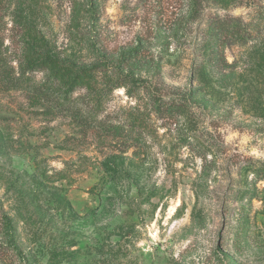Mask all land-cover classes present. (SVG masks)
<instances>
[{"label": "rangeland", "instance_id": "obj_1", "mask_svg": "<svg viewBox=\"0 0 264 264\" xmlns=\"http://www.w3.org/2000/svg\"><path fill=\"white\" fill-rule=\"evenodd\" d=\"M15 2L0 20V264H264V0H97L78 29L72 0H24L62 56L95 61L84 38L111 58L146 49L147 88L96 108L20 74ZM217 16L250 32L225 62L205 41Z\"/></svg>", "mask_w": 264, "mask_h": 264}, {"label": "trees", "instance_id": "obj_2", "mask_svg": "<svg viewBox=\"0 0 264 264\" xmlns=\"http://www.w3.org/2000/svg\"><path fill=\"white\" fill-rule=\"evenodd\" d=\"M11 12L12 30L18 35V48L14 55L21 75L33 72H43L47 76L49 86L54 85L57 92L58 103L62 106L66 103H75L77 100H87L89 105L96 108L102 104L106 94L114 88L131 84L133 87L147 88L144 79L136 76V72L144 66L153 63L146 49L137 43L120 51L111 58L102 50L95 49L93 40L84 38L87 47L94 52L96 60L90 63L78 62L66 56H62L52 44L39 33L34 32V26L28 17V9L24 0H15ZM11 0H0V20L6 13L3 12L6 4ZM97 0H87L80 3L72 0L71 26L78 29L81 20L90 18L96 20L98 14ZM264 19V12L261 13ZM240 20L232 16H217L211 19L210 31L206 40H213L207 49L214 60L225 62L223 48L233 42H245L250 36L246 27L239 25ZM3 49V39L0 36V67L7 62ZM83 90L73 98L76 91ZM181 100V98H179ZM71 111L74 116L83 118L80 109ZM86 121V118L80 119ZM4 218L5 234L11 236V223Z\"/></svg>", "mask_w": 264, "mask_h": 264}]
</instances>
